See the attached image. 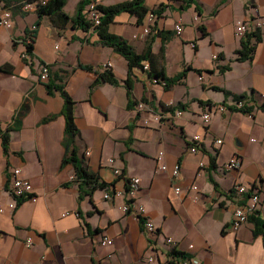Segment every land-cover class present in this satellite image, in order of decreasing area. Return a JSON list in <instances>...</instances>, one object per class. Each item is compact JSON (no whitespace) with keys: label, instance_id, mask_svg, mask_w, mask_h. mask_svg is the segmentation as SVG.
Returning <instances> with one entry per match:
<instances>
[{"label":"crops","instance_id":"1","mask_svg":"<svg viewBox=\"0 0 264 264\" xmlns=\"http://www.w3.org/2000/svg\"><path fill=\"white\" fill-rule=\"evenodd\" d=\"M3 1L13 10V26L0 28V67L8 69L0 70V202L11 199L13 167L29 178L37 199L27 197L13 212H0V264H150L148 254L163 258L175 251L203 264H264V233L255 232L254 222L230 227L234 204L246 198L233 192L239 183L259 194L264 220V109L258 107L264 101V28L261 40L252 38L253 57L243 61L237 60L243 36L236 34L242 20L249 21L248 33L259 31L253 21L264 18V0H145L142 19L118 13L108 31L137 53L151 42L154 64L163 61L169 77L191 67L170 88L153 81L147 60L142 64L148 68L129 69L122 54L101 43L97 30L75 20L62 24L59 16L52 20L38 11L24 13L21 0ZM98 1L110 6L128 0ZM80 2L67 0L63 11L75 17ZM147 24L149 33L140 36ZM30 31L33 58L27 59L22 53ZM108 62L116 83H95ZM42 63L49 65L47 80L39 76ZM49 84L64 85L75 100L78 155L108 184L91 197L80 198L75 168L63 164L65 101ZM252 91V113L230 109L234 94ZM142 100L146 108L139 110ZM171 102L184 104L181 115L166 107ZM218 104L226 109L215 110ZM209 109L213 114L205 123L202 114ZM1 130L9 134L7 151ZM234 155L241 167L226 171L223 165ZM163 163L167 170L160 168ZM176 163L180 170L174 177ZM131 177L140 178L132 197L126 193ZM193 183L198 191L190 188ZM130 198L144 205L143 215L122 209ZM145 218L156 225L154 234L144 230ZM102 234L112 244H102Z\"/></svg>","mask_w":264,"mask_h":264},{"label":"trees","instance_id":"2","mask_svg":"<svg viewBox=\"0 0 264 264\" xmlns=\"http://www.w3.org/2000/svg\"><path fill=\"white\" fill-rule=\"evenodd\" d=\"M67 0H47L46 3L41 5L38 8V14L40 16L48 15L54 20L55 16H59L62 21L61 23H67L70 20L79 21V24H83L84 27H90V24L83 18L82 12L84 7L92 0H81L78 13L75 17H70L67 15L63 8L65 6ZM99 8L102 10L103 15L101 18V24L96 27L98 35L100 37V41L103 45L112 47L115 51L122 54L128 61L129 69L134 66L144 67L142 64L143 61L147 60L150 62L149 64V76L153 79H156V82H163L165 88H170L177 82L181 81L186 75L187 71L191 69V67H186L180 73L173 77H169L165 71V64L162 61L160 67H157L154 64V55L151 50V42L146 46V49L143 53H137L133 47L122 37L112 34L108 31V25L111 21H113L114 17L123 11L131 12L138 15L139 19H142L148 12V9L145 6V0H128L118 4L104 6L99 4ZM56 22V21H55ZM60 26V25H59ZM259 31L248 33L246 32L243 35L241 40V48L237 51V60L243 61L246 59H251L253 57V53L255 50V43L252 42V38H255L256 41L262 39L263 30L258 29ZM27 50L30 54L33 51V43H29L26 45ZM164 49V48H163ZM163 49L161 50V57L164 58ZM90 71H95L94 67H87ZM0 70L7 71L8 69L0 67ZM199 72L201 70L198 69ZM101 80L110 81L112 83H116V80L110 69H105L102 72L97 73V78L94 80L95 83H98ZM127 84L130 88V79L127 80ZM49 88H55L60 91L62 97L64 98V108L63 114L65 116V148L66 154L63 159V164L71 163L75 168V178L79 181V190H80V198L82 199L84 196H92L93 192L98 188H106L108 184L104 181H100V178L95 173L90 172L85 166L84 158L78 155V149L76 146V138L79 133L77 125L75 123V100L71 97V95L66 91L64 85H48ZM217 90L223 91L225 94H231L230 91L221 88L214 87ZM254 91L250 94H234L235 104L234 106H229L230 109H238L245 113H252L253 108L255 106L252 95ZM144 101V100H142ZM202 104H212L211 101H203L199 100ZM242 102V105L238 104ZM178 108H183L184 104H177ZM170 110H174L172 106H166ZM258 107L264 109V101L258 105ZM1 137L3 141L4 149L8 150V142H9V134L7 131L1 130ZM249 219L255 224V232H263L264 233V220L259 217L258 212L250 215ZM175 253H177L175 251ZM178 254V253H177Z\"/></svg>","mask_w":264,"mask_h":264},{"label":"built area","instance_id":"3","mask_svg":"<svg viewBox=\"0 0 264 264\" xmlns=\"http://www.w3.org/2000/svg\"><path fill=\"white\" fill-rule=\"evenodd\" d=\"M47 0H21L19 7L21 11L24 13H28L31 11H37L38 8L46 3ZM99 1L98 0H92L90 1L85 9H84V14H85V19L86 21L90 24V27L96 30V27L101 24V18L103 15L102 10L99 8ZM155 18V13L153 11H150L148 13V20L153 21ZM254 26L257 29H263L264 28V18H258L253 21ZM249 21H239L236 25V34L239 36H243L246 32L249 31ZM13 26V10L11 7L6 5V3L3 0H0V28H10ZM175 29L177 33L182 32V25L181 24H176ZM150 28L149 25H144L142 28V31L140 32V36H143L147 33H149ZM34 31H30V34L28 37L25 38L24 42L25 44L33 43L34 40ZM138 36V35H137ZM136 36V37H137ZM22 57L31 59L33 56L28 52L26 49L22 53ZM214 58H217V54L214 55ZM112 65L111 62H108L105 67L107 69L110 68ZM144 68H148V64L144 65ZM50 75V69L49 65L47 63H42L40 67V79L42 80H47ZM154 82H156V79H153ZM239 106L242 105V102L238 104ZM170 106H172V102L170 103ZM137 108L139 110L145 109L146 104L144 101H139L137 103ZM215 110H225L226 106L223 104H218L215 107ZM183 113L182 108H177L172 111V114L174 115H181ZM213 114V110L209 109L208 111L204 112L202 114L203 120L205 123H208L211 120ZM160 118L163 116V114H159ZM145 123H148V119L144 120ZM200 139V135L196 134L193 137V140L196 142ZM218 142H221V139L217 140ZM191 150L195 151L196 147L193 145L191 146ZM163 155V151L159 152L158 159H161ZM110 162L113 161V158L109 159ZM200 165L202 166L203 163L200 162ZM224 169L226 171H232V170H238L241 167V159L238 156H232L226 163L223 165ZM160 168L162 170H167V165L166 164H161ZM179 170H180V165L176 163L173 166L172 169V175L174 177H177L179 175ZM116 173H119V169H115ZM9 183H10V189L9 193L11 195V199L7 204H3L0 202V212H5V211H11L13 212L18 204L22 202L24 199L27 197L33 201H36L37 196L32 193V183L29 180L28 177H26L23 174V171L20 167H13L10 170L9 174ZM127 191L126 193L129 196H134L139 188L140 185V178L139 177H131L128 178L127 180ZM190 188L194 191H198L199 187L196 183H193ZM175 191L179 193L181 191L180 186L175 187ZM233 192H235L239 196L246 195V198L242 202H236L233 207V219L230 224L231 229L233 230H238L241 225L246 223L249 220L250 215L253 213H256L259 211V205H260V196L257 192H249V189L246 185L243 184H236L233 188ZM117 195L121 194V191H118L116 193ZM104 197L108 198L111 197L110 193L105 192ZM122 209L125 212H133L137 216H141L145 212V207L142 204L135 203L131 198L129 201L125 202L122 205ZM144 225V230L147 232V234H154L157 230L156 225L154 222L149 219L145 218L143 221ZM167 242H173V239L171 237L166 238ZM30 239H28V243H30ZM100 242L102 244H112V239L105 235L102 234L100 237ZM190 247H193L191 244ZM147 261L150 264H203L202 260L195 256V255H180L175 252L170 253L169 255L159 258L155 254H148L147 255Z\"/></svg>","mask_w":264,"mask_h":264}]
</instances>
